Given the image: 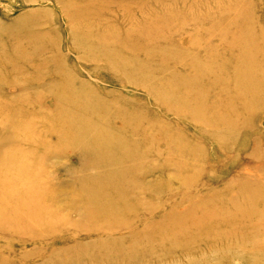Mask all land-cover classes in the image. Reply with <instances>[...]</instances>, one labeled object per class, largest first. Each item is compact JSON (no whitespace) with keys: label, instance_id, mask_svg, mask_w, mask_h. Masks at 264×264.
Segmentation results:
<instances>
[{"label":"rangeland","instance_id":"obj_1","mask_svg":"<svg viewBox=\"0 0 264 264\" xmlns=\"http://www.w3.org/2000/svg\"><path fill=\"white\" fill-rule=\"evenodd\" d=\"M243 31L264 0H0V264H264Z\"/></svg>","mask_w":264,"mask_h":264},{"label":"bare ground","instance_id":"obj_2","mask_svg":"<svg viewBox=\"0 0 264 264\" xmlns=\"http://www.w3.org/2000/svg\"><path fill=\"white\" fill-rule=\"evenodd\" d=\"M180 21V20H179ZM176 22H178L176 20ZM178 25V23H176ZM222 28V27H219ZM217 33V32H215ZM224 33V32H223ZM221 33L220 36L223 34ZM235 35L232 36L233 41L236 42V47H233L234 54L233 57L236 58V60L238 61H242V60H248L251 61L252 58H254V61L257 65L259 64H264V33L258 34V36H251L250 32H242L240 34V32H233ZM219 36V38H220ZM249 38H255L252 42H247V40ZM258 56V57H257ZM232 57V56H231ZM257 57V59H256ZM199 213V214H198ZM196 212V218L200 219L202 217H206L207 216V212ZM10 211H9V205L6 204L5 202L3 204L0 205V215H5L9 217H12L10 215ZM185 218V217H183ZM189 221H194L195 218L194 216H192L191 214L187 215V218H185ZM181 222L183 224H185L186 226H188V221L183 222V219L181 218ZM185 228V227H183Z\"/></svg>","mask_w":264,"mask_h":264}]
</instances>
